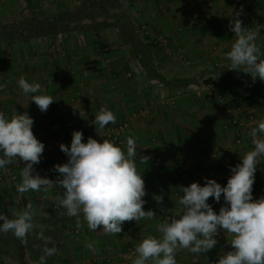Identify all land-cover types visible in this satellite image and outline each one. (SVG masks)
I'll list each match as a JSON object with an SVG mask.
<instances>
[{
    "label": "crops",
    "instance_id": "0c3cea01",
    "mask_svg": "<svg viewBox=\"0 0 264 264\" xmlns=\"http://www.w3.org/2000/svg\"><path fill=\"white\" fill-rule=\"evenodd\" d=\"M236 12H240L237 18L243 26L261 29L256 43L264 53V0H134L121 8L109 7L104 15L115 13L113 17L104 18L95 11L89 15L88 23L71 22L68 31L55 35L58 51L44 49L35 55L36 59L15 60L14 69L6 71L1 79L0 112L9 118L26 112L34 120V136L44 145L57 131L60 139L71 141L73 131L95 129L92 121L101 108L116 117L115 124L106 128L126 123L122 144L117 146L126 150V138L135 140L137 170L146 189L143 208L151 209L155 217L126 221L121 233L105 235L99 229L89 230L82 215L69 216L65 212L67 217L55 219L53 224L61 225L62 231L77 232L67 249L77 259L72 264H132L136 253L129 262L125 259L131 249L135 252L137 244L149 235L158 236L156 225L179 210L181 186L193 182L203 186L204 178L225 185L231 175L230 167L240 163V157L252 149L250 131L264 117V82L258 78L253 82L248 74L227 69L225 54L236 39L228 25ZM94 14L103 19L93 18ZM127 19L135 30L137 24L145 33L138 34L142 43L150 44L155 42L153 37L163 36L170 53L155 54L157 47L150 44L147 59L141 52L133 54L119 32L120 24ZM83 33L88 37L81 38ZM89 61H93L89 65L95 67L94 71L86 70L85 63ZM148 66L153 70L147 72ZM21 77L29 83H39L40 94L53 98L55 102L47 111L41 112L23 94L17 84ZM189 78L196 81L185 86L176 82ZM206 79L210 81L205 82ZM207 85L226 95L230 113H225L216 99L206 96ZM233 119L241 123L240 143L230 125ZM52 151L49 160L42 153L34 170L55 181L59 174L53 166L66 163L67 157L59 146ZM141 157L148 160L140 163ZM23 166V161H14L0 170L4 177L0 181L4 189L0 190L5 193V200L10 201L7 195L14 193L10 182L13 177H8L7 171L16 172L18 184ZM51 172L55 179L50 177ZM62 191L53 187L48 191L14 193L10 198H15L14 203L20 201L23 209L29 203L42 206L50 202L58 207ZM155 195L162 196V202L158 203ZM252 195L253 199L264 196V157L257 165ZM208 203L218 212L223 200L215 203L210 197ZM221 233L216 237L217 245L207 253L178 250L177 264H216L219 256L232 250L230 238ZM89 243L95 251L87 247Z\"/></svg>",
    "mask_w": 264,
    "mask_h": 264
},
{
    "label": "clouds",
    "instance_id": "9594fccd",
    "mask_svg": "<svg viewBox=\"0 0 264 264\" xmlns=\"http://www.w3.org/2000/svg\"><path fill=\"white\" fill-rule=\"evenodd\" d=\"M234 18L228 27L236 39L225 54L229 70L243 72L255 82L257 78L264 82V53L256 40L261 29H252L242 25ZM23 94L30 97L41 112L47 111L55 101L49 95L40 94L39 83H29L21 77L17 81ZM81 115V114H80ZM114 113L101 108L94 116L92 124L96 131L103 130L110 123L115 124ZM34 120L26 112L7 117L0 112V170L14 161H23L20 172L21 181L16 185L19 194L29 191H48L53 187L63 189L59 204L69 216H81L91 231L103 234H118L126 221L153 219L154 212L144 210L146 201L144 179L137 170V150L135 140L126 138V150L109 140L98 142L89 137L86 142L83 133L73 131L70 145L60 144V150L66 155L67 162L54 165L58 173L55 181L41 177L34 170L40 163L45 145L32 132ZM252 149L240 157V163L230 167L231 175L225 185L214 179L204 178V184L193 182L179 188V210L168 219L156 225L158 236H147L135 248L136 257L132 264H177L178 250H187L194 254H204L213 249L220 232L230 238V251L219 256L216 264H264V196L253 199L252 186L259 159L264 157V117L250 131ZM148 157H141L145 163ZM223 204L218 212L208 203ZM158 203L163 197H153ZM34 210L31 203L22 211H13L11 218L0 213V233L12 235L26 243L27 236L34 229ZM46 244L40 264H46L47 257L53 256L57 249L50 238L43 237ZM87 247L95 251L89 243Z\"/></svg>",
    "mask_w": 264,
    "mask_h": 264
},
{
    "label": "rangeland",
    "instance_id": "374dc122",
    "mask_svg": "<svg viewBox=\"0 0 264 264\" xmlns=\"http://www.w3.org/2000/svg\"><path fill=\"white\" fill-rule=\"evenodd\" d=\"M103 1L104 4L107 2L106 0H99ZM112 3L110 7L117 6V8H121L122 5L128 6V3L134 0H119L121 4L118 2V0H110ZM136 1V0H135ZM84 0H0V27L1 26H6L8 29H13L16 28L18 31H22L25 27L27 28L29 26L25 25L26 23H29L31 21V18L38 17L41 18L43 15H49V16H59L63 12V10L72 8L71 12L76 11L78 14L75 18V21L78 22L77 25H81L84 23H88L89 15L92 14L91 11H86L84 13L79 14V10H82L83 7L80 6ZM96 2L97 6L98 5ZM83 11V10H82ZM61 12V14H59ZM75 14V13H74ZM115 13H112L111 15H102L104 18L114 16ZM129 18V21L132 22V18L130 16H127ZM92 18V17H91ZM93 18H97V20L101 19L98 17L96 14L93 15ZM103 19V18H102ZM19 21H25L23 24H19ZM74 21V22H75ZM128 21V19H127ZM54 24V23H53ZM31 26V25H30ZM40 26V25H38ZM43 27V26H42ZM134 27L136 28L138 34L140 36L145 35L143 30H139L137 24H134ZM28 29V28H27ZM112 30V29H111ZM82 32V31H81ZM84 32V31H83ZM116 34L114 29L111 31ZM24 33H29L30 37L27 39H24L22 37H15V36H0V81H2L5 78V73L8 70L14 69L13 62L15 60H20V59H28L31 57H34L33 59H36L35 55L39 53H43L44 49H47L48 51L55 50L58 51L59 44H58V36L55 35H50V36H38L34 35L30 32H24ZM76 33V32H75ZM94 33V31H92ZM87 34L83 33L82 36ZM117 35V34H116ZM88 37V36H87ZM157 37H153L154 40H156ZM163 38V36H161ZM165 39V38H163ZM153 46H156L157 48L162 49L161 52L156 48L154 49L155 54L158 53V55L166 54L167 55L170 53V49H168V46H165V44L159 43V42H150ZM160 45V46H159ZM164 48V49H163ZM61 52V51H60ZM9 72V71H8ZM7 79V78H6ZM5 79V80H6ZM0 82V86L1 83ZM225 95V94H224ZM226 96V95H225ZM51 152H53L51 150ZM46 157L45 160H49L52 158ZM16 164V163H15ZM15 165H13V168ZM12 170L7 171L8 177H13V179H10L13 192L18 195V192L16 191V188L13 187L14 185L17 184V174L16 172ZM50 177L52 179L56 178V175L51 172ZM1 179H4L2 173H0V181ZM1 185V184H0ZM0 189H4L1 188ZM14 193H10L7 195L9 196L10 201L5 200V194L2 190H0V210L5 211L7 215L11 217V214L13 211H22L23 208L20 206V201L17 203H14V197L13 199L10 198V195H15ZM54 193V192H53ZM46 202H49V200H45ZM16 202V201H15ZM34 210V229L33 231L28 234L27 238L28 241L24 243V250H23V261H20L17 259L16 253V248L12 247L11 250H9L7 255L0 256V264H40V257L42 254L39 252L37 241L41 239L40 234L41 232L43 235L45 233H51L56 237V242L57 246L55 247L57 249L56 253L52 256V259L47 262L46 259V264H72L77 261L76 258L73 256L69 255L67 253L68 247L71 245L70 242L73 241L76 235L74 230H68V231H62L60 229H56L54 227V220L55 219H64L66 216L65 212L66 210L63 209L60 204L58 205H52L49 203H44L42 206H33ZM64 210V211H63ZM56 231V234H54ZM219 235H223L221 232ZM218 235V236H219ZM39 242V241H38ZM135 255L134 249H131V251L126 255V260L129 262L130 259H132ZM81 264V263H79Z\"/></svg>",
    "mask_w": 264,
    "mask_h": 264
},
{
    "label": "trees",
    "instance_id": "16d2710c",
    "mask_svg": "<svg viewBox=\"0 0 264 264\" xmlns=\"http://www.w3.org/2000/svg\"><path fill=\"white\" fill-rule=\"evenodd\" d=\"M107 2L104 4L103 1H99V0H84V2L80 5L83 7V11L79 10V14L84 13L86 11H91V13L98 11L101 12L103 15L107 13V9L111 6L110 3H112L110 0H106ZM114 1V0H112ZM96 2L98 5H96ZM75 13V14H74ZM100 13V14H101ZM77 12H64L59 16H49V15H43V17L38 18V17H34L31 18V21H29V23H26L25 25L29 26L24 29H22V31H18V29L16 30V28L13 29H7L6 26H1L0 27V36H15V37H22L24 39H27L28 37H30L29 33H24V32H30L34 35H38V36H50V35H56L58 33H63L66 32L70 29V23L75 21V18L77 16ZM25 21H19V24H23ZM54 23V24H53ZM31 25V26H30ZM40 25V26H38ZM43 26V27H42ZM72 28V27H71ZM119 32L120 35L123 39V41L125 43H128L131 46V52L133 54H137L138 52H141L142 55H145V59L146 55L148 54V50H149V46L150 44H144L140 41V37L137 33V31L133 28V26L131 25V23L129 21H122V23L120 24L119 27ZM93 64V61H89L87 63H85V68L86 70H91L94 71L95 67H90V65ZM148 63H146V65H148ZM151 66V65H150ZM148 66L149 69H146L147 72L153 70V67ZM196 81V78H189V79H179L176 82L178 84H183L184 86L187 85L188 83H192ZM210 79H206L205 82H209ZM0 213L7 215V213L5 211L0 210ZM10 217V216H9ZM11 218V217H10ZM58 225L57 223L55 224V228L56 229H61L59 228L61 225ZM56 234V231L55 233ZM43 237L45 238H50L51 240V244H48V247H52V246H57V242H56V237H54V235H52L51 233H45L43 235ZM28 241V238H27ZM39 241V242H38ZM37 241V246L39 249V252L44 255V247H45V240L44 239H39ZM12 247L16 248V255H17V259L20 261H23V250H24V242H21L20 240L16 239L12 233H0V256H4L7 255L9 250H11ZM52 259V256L47 257V262H49ZM24 264V263H22Z\"/></svg>",
    "mask_w": 264,
    "mask_h": 264
},
{
    "label": "built area",
    "instance_id": "2783aa9c",
    "mask_svg": "<svg viewBox=\"0 0 264 264\" xmlns=\"http://www.w3.org/2000/svg\"><path fill=\"white\" fill-rule=\"evenodd\" d=\"M155 42H159V43L163 42V44H165V39L158 37L155 40ZM205 88L207 90L206 96H208L209 98L216 99L219 105L224 106L225 113H230L232 111V109L226 104V96L223 93L219 92L217 89L209 85H207ZM240 124H241L240 121H237V119H233L232 122L230 123V125H233V128L235 129V140L237 143H240L242 140V134L240 133L241 131L239 129ZM125 128H126V123H119L117 125L108 127L104 130H99L98 132L95 129H92L91 127H85L82 132L84 137L83 141L86 142V140L89 137H91L93 139H96L98 142L100 141L102 142L103 140H109L115 145H121L122 144L121 134L123 133ZM58 134L59 131H57V133L55 132L52 137V140L49 143H47L44 147L43 153L48 158L50 157L49 153L51 152L53 147L59 146L60 144H65L67 146L70 143L69 138L60 139ZM251 140L252 138L249 141L250 145H252Z\"/></svg>",
    "mask_w": 264,
    "mask_h": 264
}]
</instances>
